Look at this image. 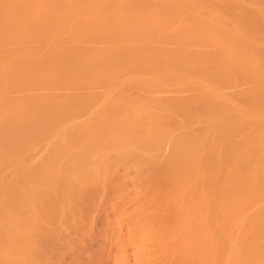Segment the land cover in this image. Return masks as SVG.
Wrapping results in <instances>:
<instances>
[{"label":"bare ground","instance_id":"1","mask_svg":"<svg viewBox=\"0 0 264 264\" xmlns=\"http://www.w3.org/2000/svg\"><path fill=\"white\" fill-rule=\"evenodd\" d=\"M66 252L264 264V0H0V264Z\"/></svg>","mask_w":264,"mask_h":264},{"label":"rangeland","instance_id":"2","mask_svg":"<svg viewBox=\"0 0 264 264\" xmlns=\"http://www.w3.org/2000/svg\"><path fill=\"white\" fill-rule=\"evenodd\" d=\"M131 176L133 177V172L131 173ZM129 179H131V177L129 178ZM128 179H126L125 181H127ZM130 182H132V181H129L128 180V182H123V184H122V188L124 187V183H125V188H124V190L126 189L127 191L128 190H132L133 191V189L135 188V186H134V184L133 183H130ZM117 187H120V185H118ZM121 187H120V189H121ZM134 187V188H133ZM133 188V189H132ZM112 190V189H114V187L112 188V186H110L108 189H107V191L108 190ZM109 190V193H108V195L107 196H105V199L104 198H102V200L100 201L99 199L98 200H96V202H95V204L97 203V205H96V210H95V212H93V214H92V216L91 215H89V217H87V218H89L90 220H92L91 218H93V223L89 220V219H87L86 218V220H85V223H88V224H85L84 226L86 227V228H89V229H91V230H93V231H91V230H87L89 233H87L86 235H88V234H93V235H91V237H93L94 236V233L95 232H97L98 230H100V228L102 227V224H103V216L105 215V214H107L108 212H111V213H108V214H112V211H110L111 210V205L113 204V203H115V201L113 200L112 201V199L114 198L113 196V190L112 191H110ZM110 193H113V194H110ZM111 195V196H110ZM104 200V201H103ZM127 201V200H126ZM117 200H116V203L115 204H117ZM99 203V204H98ZM119 203V202H118ZM114 204V205H115ZM122 204H124V205H126L125 207H127V208H129V207H131V202H125V201H123L122 202ZM123 205V206H124ZM98 208V209H97ZM89 220V221H88ZM90 224V225H89ZM87 225V226H86ZM90 227H89V226ZM92 227V228H91ZM94 232V233H93ZM72 238H74V239H77L78 238V236H76V235H72L71 236ZM83 240H85L86 239V241H82V244L85 242V245H84V247L87 245L86 243H90V239H92V238H88V237H84V238H82ZM96 246V243L95 242H91L90 243V245L88 246L89 248H94ZM86 248V247H85ZM88 249V248H87ZM68 252H66L65 253V256H63V257H65L64 259H65V261H64V259H62V263L61 264H70V261L72 260L71 258H72V256H70L71 254L69 253V254H67ZM70 259V260H68V258Z\"/></svg>","mask_w":264,"mask_h":264}]
</instances>
